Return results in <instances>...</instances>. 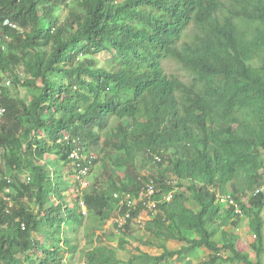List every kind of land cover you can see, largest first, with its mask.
I'll return each mask as SVG.
<instances>
[{
    "label": "trees",
    "instance_id": "16d2710c",
    "mask_svg": "<svg viewBox=\"0 0 264 264\" xmlns=\"http://www.w3.org/2000/svg\"><path fill=\"white\" fill-rule=\"evenodd\" d=\"M0 35V81L27 91L1 97L0 264H72L82 241V264H186L201 247L198 264H264V0H2ZM60 162L93 177L70 206ZM142 162L158 189L143 232L164 243L125 260L97 231L114 195L144 192L120 213L122 242L135 239L153 184ZM243 224L254 259L228 230Z\"/></svg>",
    "mask_w": 264,
    "mask_h": 264
},
{
    "label": "rangeland",
    "instance_id": "374dc122",
    "mask_svg": "<svg viewBox=\"0 0 264 264\" xmlns=\"http://www.w3.org/2000/svg\"><path fill=\"white\" fill-rule=\"evenodd\" d=\"M62 9L64 8V5L62 4L61 7ZM65 14H67V10H65L64 12L62 11L60 13V18H64ZM97 60H99L100 62L103 61V59L106 57L105 54H98L95 56ZM167 68L176 71L177 73H180V70L178 69L177 65H175L174 63L170 62L168 65H166ZM9 91L11 92V94L15 95V96H19V97H24L26 94V89L24 88H14L11 83L10 86L8 87ZM123 123L126 126L128 125V122L126 119L122 120ZM153 153L155 155L158 156L157 151L152 150ZM146 154H150L147 153ZM172 152H169V155H171ZM151 155V154H150ZM50 159L52 158V156H48ZM159 157V156H158ZM85 160V158H84ZM61 165V166H60ZM60 165L57 166L58 168V172L59 174H61L60 178H63L62 180L66 183V192H65V196L67 197V203L70 206L71 202H70V197H74L77 192L80 190V186L81 184H79V180L76 179V174L72 173L73 171V165L72 164H68L67 166H62V163L60 162ZM140 165V172L142 173V175L149 177V179L151 181H154L157 184V179L154 177L155 171L152 170L151 168V163H139ZM264 170V169H263ZM90 174V173H89ZM263 177H264V172H263ZM91 176V175H90ZM88 175L87 181H93V177H90ZM120 177H122V174L120 175ZM23 179V177L21 178V180ZM24 180V179H23ZM85 186V185H84ZM83 186H81L82 188ZM7 191H9L10 189L8 187ZM129 205L131 204H135L136 201H132V199H129ZM239 201H244V199H239ZM194 205H191V207H193ZM156 214V210H154L153 212H149V211H141L140 214L138 215L137 221H134L132 224V236L135 237V239L133 240H129V242L126 244L124 242H122L121 237H120V233L122 232L121 229L119 231H117V226L115 224H110L107 228H104V230L101 232V234L98 235L99 237V242H96V245L103 243L105 246L109 247V250H115L119 257L122 259H128V257H130V255H135L137 254V250L136 249H140L143 250L151 255H159L161 253V249L158 248V245L161 243H164L163 239H158V238H154L152 236H147L144 232H143V225L147 222H149L153 216ZM262 217L264 220V209L262 210ZM112 218H115V220H118L117 222H121L123 221L122 219H120L117 216H113ZM139 221V222H138ZM101 224V223H100ZM139 230V231H136ZM228 230L234 234L237 235L238 241L236 244L237 250L240 252H247L249 253V256L251 259H254V254L249 246L251 240H252V236L249 233L248 230V226L246 224H243L239 227H237L236 229L233 227H229ZM137 232V233H136ZM191 238H197L196 235L191 236ZM39 241H41V238H37ZM140 239L142 240L140 242ZM146 241H150L152 244H147ZM82 243V247L83 250H80L81 252L77 253L74 260L72 261V264H82L83 262V253H84V241L81 242ZM186 243L183 242H168L167 243V248H169L170 250L174 251L179 249L181 246L185 245ZM122 246L124 247L122 249ZM125 251V253H124ZM224 253V252H223ZM222 253V255H224ZM38 257H41V254L38 253ZM68 260V256H65ZM210 257V253L204 249L203 247L199 248L198 252H197V256H191L190 259V263H186V264H198L199 262H207L209 260ZM224 257V256H223ZM69 261V260H68ZM262 261L264 262V244H263V256H262ZM161 264H183L179 261H175L174 259H167L165 260L163 263ZM226 264H230V263H226Z\"/></svg>",
    "mask_w": 264,
    "mask_h": 264
},
{
    "label": "clouds",
    "instance_id": "9594fccd",
    "mask_svg": "<svg viewBox=\"0 0 264 264\" xmlns=\"http://www.w3.org/2000/svg\"><path fill=\"white\" fill-rule=\"evenodd\" d=\"M151 154V155H150ZM150 154H148V155H150L152 158H153V161L154 162H160L161 161V158L160 157H158L157 155H155L153 152H150ZM87 178H88V174H87V176H84L83 178H82V180L81 179H79L78 178V173H77V175H76V179L77 180H79V182H80V184H81V186H83V187H86L87 185H89L90 183H91V181H87ZM87 183V184H86ZM152 183L153 184H150V185H148V187L149 186H153V188H154V193L155 192H157L158 191V189L156 188V184L154 183V181H152ZM85 185V186H84ZM82 187V188H83ZM262 191H264V185H263V187H261L259 190H257L256 192H262ZM142 192V191H141ZM142 193H144V192H142ZM142 193H140L139 194V196L137 197V198H135V197H133V195L132 194H130V193H121V194H116V195H114L115 197H117L118 199H119V204H118V209H117V213H116V215L115 216H117V217H119L120 219H122L123 221H119V222H117L118 220H115V218H110L109 220H107V221H104V222H101V224H100V226H101V229L102 230H99V231H97V234L99 235V234H101V232L104 230V228H107L110 224H115L116 226H117V231H119L120 229H121V227H122V225L123 224H125L126 223V220L129 218V216H130V214L129 213H125V214H120L121 212H122V210H123V207L124 206H126L128 209H135L136 207H137V205H138V203L141 201V199H142ZM153 193V194H154ZM145 194H147V192L145 193ZM150 196L151 195H148L147 194V198H146V209H143L142 211H144V210H146V211H149V208H155L154 207V202L151 200V198H150ZM171 197H172V195H171V193H169L167 196H166V200L167 201H170L171 200ZM225 197H228V200L225 202V203H223V202H221L220 201V199L221 198H225ZM132 199V201H136L135 202V204H131V205H129V199ZM218 201H219V203H222V204H224L225 206H226V204L227 203H229V204H231L232 206H233V208L235 209V211L236 212H239V205L236 203V201L235 200H233V198H232V196L230 195V194H226V195H220V196H218ZM81 206H82V209H83V214H85L86 215V209L84 208V205L81 203ZM121 208V209H120ZM138 218V217H137ZM137 218L136 219H134V221H137ZM139 222V221H138ZM144 226V225H143Z\"/></svg>",
    "mask_w": 264,
    "mask_h": 264
},
{
    "label": "built area",
    "instance_id": "2783aa9c",
    "mask_svg": "<svg viewBox=\"0 0 264 264\" xmlns=\"http://www.w3.org/2000/svg\"><path fill=\"white\" fill-rule=\"evenodd\" d=\"M1 2H2V0H0V3ZM1 24H2L3 27H7V28H9L11 30H16L18 28L17 25L13 21H11L9 18H4L2 20ZM0 40H4L5 42H9L10 39H9V36H7V35H5V36L4 35H0ZM9 86H10V81H0V118L5 113V108L2 106V103H1L2 102L1 101L2 91H3V89L8 88ZM71 157L75 158V157H78V155L77 154H73ZM77 169H78V178L79 179L82 180V178L84 176H87V168H83V169L77 168ZM6 180H7V183H9V184L11 183L10 179L6 178ZM153 193H154L153 186H149L148 189H147V194L148 195H152ZM4 200L9 201V198L8 197H4ZM227 200H228V197L220 199V201L223 202V203H225Z\"/></svg>",
    "mask_w": 264,
    "mask_h": 264
}]
</instances>
